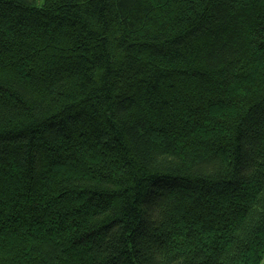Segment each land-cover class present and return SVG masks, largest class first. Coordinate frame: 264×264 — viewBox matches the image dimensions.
<instances>
[{"label":"trees","instance_id":"1","mask_svg":"<svg viewBox=\"0 0 264 264\" xmlns=\"http://www.w3.org/2000/svg\"><path fill=\"white\" fill-rule=\"evenodd\" d=\"M0 264H264V0H0Z\"/></svg>","mask_w":264,"mask_h":264},{"label":"rangeland","instance_id":"2","mask_svg":"<svg viewBox=\"0 0 264 264\" xmlns=\"http://www.w3.org/2000/svg\"><path fill=\"white\" fill-rule=\"evenodd\" d=\"M45 3V0H38V5L42 7Z\"/></svg>","mask_w":264,"mask_h":264}]
</instances>
